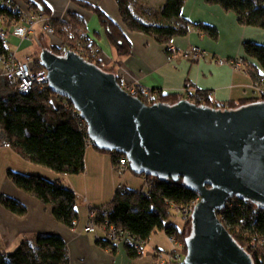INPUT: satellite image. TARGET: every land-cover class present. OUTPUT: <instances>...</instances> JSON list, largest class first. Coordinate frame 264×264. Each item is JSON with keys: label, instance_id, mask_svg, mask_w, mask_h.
<instances>
[{"label": "trees", "instance_id": "trees-1", "mask_svg": "<svg viewBox=\"0 0 264 264\" xmlns=\"http://www.w3.org/2000/svg\"><path fill=\"white\" fill-rule=\"evenodd\" d=\"M30 2L33 11L41 9L48 17L51 12L43 0H19ZM186 0H165L158 9L138 7L136 0H115L120 18L127 31L151 36L159 44L167 47L174 37H184L190 27H196L201 32L216 37L213 27L202 24H191L180 18ZM209 5H218L225 12H231L237 17L238 24L264 30L263 0H205ZM80 8L96 15L100 21L109 43L116 49L119 56H128L131 45L127 42L123 31L113 21L109 20L100 10L90 7L84 2L74 0ZM15 5L11 0H0V16L8 24H14L19 19L8 9ZM141 15H146L144 19ZM180 19L179 24H171L172 20ZM55 37L61 42L62 49L50 46L48 49L61 56L66 51L75 52L87 62L98 66L105 72L113 71L104 68L99 61L100 52L96 44L86 33L85 23L76 15L69 16V23L51 20ZM8 38L0 36V55L10 53L7 46ZM244 57L241 58L244 70L251 81L264 92V44L244 43ZM166 50V48H165ZM39 54H35L34 71L43 69ZM254 60L256 64L250 62ZM121 84V81L118 80ZM151 94V93H150ZM143 95L142 89L136 87L134 97L151 106L161 102L174 104L181 100L178 96ZM264 102V94L254 98L253 102ZM252 102V103H253ZM193 104L196 106L216 107L207 94L196 91L193 94ZM245 104V103H242ZM234 102L222 105L227 109L242 106ZM71 103L52 93L48 87H34L29 94H22L10 82H0V137L1 143L7 144L20 158L31 164L49 168L61 175L78 176L85 170V151L88 134L71 116ZM98 153L112 155V164L116 166L125 155L115 152H105L92 146ZM126 160V159H124ZM130 171V169H129ZM131 172V171H130ZM132 173V172H131ZM6 176L14 186L26 195L36 198L44 205L51 207L54 219L68 229L74 228L78 218L77 200L71 189L65 188L59 181H50L38 175L21 174L8 170ZM147 180L146 191L124 188L116 191L113 199L106 207V215L98 214L97 224H112L116 229L129 232L136 239L147 242L155 232L164 231L167 237L185 245L190 233V222H184L181 228L174 223L166 224L171 211L185 208L197 198L182 180L174 182L171 179L159 180L151 177ZM152 181L151 185H148ZM0 205L11 214L24 217L26 208L17 200L5 195L0 196ZM100 211L99 209H95ZM223 227L235 242L245 250L253 264H264V209L257 208L249 201L235 198L233 205L224 206L216 213ZM256 240L254 243L253 241ZM102 248L115 250L116 244L106 238L96 242ZM129 256L138 258L141 253L126 247ZM0 264H68L67 247L60 236L38 234L33 240L21 242L14 252L0 256Z\"/></svg>", "mask_w": 264, "mask_h": 264}, {"label": "crops", "instance_id": "crops-1", "mask_svg": "<svg viewBox=\"0 0 264 264\" xmlns=\"http://www.w3.org/2000/svg\"><path fill=\"white\" fill-rule=\"evenodd\" d=\"M43 1L53 20L69 23V16L73 14L85 23L86 33L99 49L98 59L101 65L113 71L125 85L150 91L160 90L162 96L176 95L180 99L185 98L184 90L189 88L207 94L215 105H229L231 102L247 104L260 96L257 85L251 81L244 66L236 72L230 62L244 57V43L264 44V30L238 24L236 15L225 12L218 5H209L205 0H186L180 18L191 24H206L215 28L216 37L211 38L192 26L184 37L171 39L167 45L173 49V53H168L165 45L159 44L151 36L127 31L115 0H78L100 10L121 28L131 50L128 56H119L109 43L95 14L80 9L74 0ZM164 1L136 0V5L158 9ZM15 2L23 4L19 0ZM143 18L148 19L146 15ZM169 23L179 24L180 19ZM6 25L5 31H11L13 24ZM43 36L46 43L42 42ZM7 38L10 52L19 60L33 57L38 50L51 46L50 39L43 35L40 26H34L32 33L25 39L9 34ZM31 47L33 50L29 52ZM195 47L202 51V57L196 61L184 58L185 52ZM219 60L227 61L228 64L221 65ZM250 63L256 64L254 60ZM84 166V172L78 176L61 175L49 168L33 165L20 158L12 149L0 146V196L15 199L26 208L25 216L18 217L0 205V256L14 252L21 242L33 240L38 234L60 236L67 247L68 264H158L155 254L171 251L172 243L161 230L151 235L141 250V255L135 259L129 256L127 248L117 245L110 252L96 243L93 233H84L88 209L106 208L113 199L116 186L120 185L112 164V155L98 153L89 146L85 151ZM8 170L59 181L65 188L71 189L79 200V206L76 205L78 218L75 227L68 229L58 223L49 205L19 191L8 180ZM129 172L127 170L122 176H126L125 180L130 183L132 178L126 175ZM133 182L140 186L135 190L146 191L144 188H147V180L134 179Z\"/></svg>", "mask_w": 264, "mask_h": 264}, {"label": "water", "instance_id": "water-1", "mask_svg": "<svg viewBox=\"0 0 264 264\" xmlns=\"http://www.w3.org/2000/svg\"><path fill=\"white\" fill-rule=\"evenodd\" d=\"M38 57L48 89L79 112L95 148L123 153L133 175L182 180L198 195L185 264H253L216 213L235 197L264 209V102L231 109L183 99L148 106L115 74L75 52L58 56L42 48Z\"/></svg>", "mask_w": 264, "mask_h": 264}, {"label": "built area", "instance_id": "built-area-1", "mask_svg": "<svg viewBox=\"0 0 264 264\" xmlns=\"http://www.w3.org/2000/svg\"><path fill=\"white\" fill-rule=\"evenodd\" d=\"M15 5L9 6L8 9L11 13L17 16L19 19L16 23L13 24L12 30H6L4 27L7 25V21L4 20L3 17L0 16V36L3 38H7V34L12 35L14 37H19L25 39L28 37L29 34L32 33V29L34 26H40V29L48 39H50V45L56 47L57 49H62V44L58 39L55 37L53 26L51 23L52 18L48 17L41 9L38 10H31L29 8L30 2L23 3L20 5L19 3L15 2V0H11ZM166 52L173 53V49L170 46L166 47ZM203 55L202 51L195 48H190L185 52L184 58H190L193 61L198 60ZM219 64H228L227 61L219 60ZM231 67L234 71L238 72L243 67L242 59L234 60L230 62ZM34 58L33 57H26L24 60H19L15 57L14 53L10 52L7 55H0V82L1 80H5L10 82L11 84L17 87V91L22 94H29L34 87H47L49 79L47 78L48 71L43 67L38 72L34 71ZM121 87L129 94L134 95L136 93V86L134 85H125L121 83ZM257 91L261 94H264L261 88H257ZM151 93V94H150ZM196 93V90L186 88L184 90L185 98L183 100H188L189 102L193 103V94ZM143 95H152L155 97L162 96L160 90H147L142 89ZM71 116L76 122H78L81 128H85L87 130L86 122L80 117L78 111H75L73 107L70 109ZM88 146H94L91 140L88 137L87 140ZM0 146L9 148L7 144L0 143ZM126 159V158H124ZM119 160L115 166V172L118 176H122L124 172L129 170V164L127 159ZM152 181L149 182L148 185H151ZM116 191H123L124 187L121 185L116 186ZM196 195V194H195ZM236 198V197H235ZM231 198L225 202V206L233 205L234 199ZM87 201L86 199L84 200ZM199 197L191 202L185 208L176 209V212L181 215L183 221L190 222L191 221V213L193 212L195 205L198 203ZM88 216L86 219V225L83 228V232L86 234H94L95 241H102L106 238L113 244L120 245L123 247H129L134 249L137 253H141V250L145 246L146 242L136 239L135 237L131 236L129 232L123 231L121 229H116L114 225L104 223L103 226H99L96 221V217L98 214L106 215L108 212V208H102L100 211L95 209H88ZM102 235V237H101ZM172 243V249L170 252H158L155 254L156 256V263L158 264H185V245L180 243L172 238L169 239ZM256 240L253 241V243ZM260 243L264 244V238L260 240Z\"/></svg>", "mask_w": 264, "mask_h": 264}, {"label": "rangeland", "instance_id": "rangeland-1", "mask_svg": "<svg viewBox=\"0 0 264 264\" xmlns=\"http://www.w3.org/2000/svg\"><path fill=\"white\" fill-rule=\"evenodd\" d=\"M16 1V0H15ZM141 6V5H140ZM138 6V7H140ZM139 10V9H137ZM139 14H140V10L137 11ZM141 15V14H140ZM143 17V15H141ZM38 30V29H37ZM42 42L46 43V39L45 37L43 36V40ZM47 43H49V40H47ZM50 45V43H49ZM33 50V48L31 47L29 49V52ZM40 52V50L37 51V54ZM27 174V173H26ZM127 176L129 175L131 178H132V182H127L125 179H126V176H117V179H118V184H120L122 187L124 188H128V189H136V188H140V186L137 185L136 182H133L134 179H142L143 177L139 176V175H133L131 172L127 173L126 174ZM136 181H139V180H136ZM146 189V188H144ZM76 200H77V205L79 206V200L78 198L76 197ZM170 223H174L178 228H181L184 221H183V218L181 217V215H179L175 210H172L171 211V216L169 217V220L166 221V224H170ZM158 232V231H157Z\"/></svg>", "mask_w": 264, "mask_h": 264}]
</instances>
